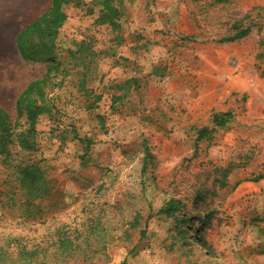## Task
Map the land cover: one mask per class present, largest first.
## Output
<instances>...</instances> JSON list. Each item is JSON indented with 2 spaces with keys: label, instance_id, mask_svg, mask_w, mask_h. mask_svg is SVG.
Returning a JSON list of instances; mask_svg holds the SVG:
<instances>
[{
  "label": "rangeland",
  "instance_id": "374dc122",
  "mask_svg": "<svg viewBox=\"0 0 264 264\" xmlns=\"http://www.w3.org/2000/svg\"><path fill=\"white\" fill-rule=\"evenodd\" d=\"M51 1L0 0V264H264V0H71L24 60Z\"/></svg>",
  "mask_w": 264,
  "mask_h": 264
},
{
  "label": "trees",
  "instance_id": "16d2710c",
  "mask_svg": "<svg viewBox=\"0 0 264 264\" xmlns=\"http://www.w3.org/2000/svg\"><path fill=\"white\" fill-rule=\"evenodd\" d=\"M71 0H52L51 7L43 13L38 19L24 26L16 35L15 42L20 55L24 60L29 61H48V54L54 47L53 39L57 34L58 28L66 21V14L63 11L64 6L70 3ZM111 12L113 9L108 6ZM246 34V30H241L237 35L242 36ZM38 37V41L41 43L35 44L33 42L34 37ZM226 38L224 40H228ZM44 46L46 51H41V46ZM46 83L44 79L35 80L31 82L28 87L21 93L17 100V106L20 111L24 110L27 114L28 122L30 126H33L37 121L38 117L44 112L45 107L43 106L44 98L42 92V86ZM40 102V103H39ZM232 119L230 112L215 114L213 117L214 122L220 126H225ZM8 115L0 107V156H10V143L8 141L10 131L7 129ZM6 133H5V132ZM205 133L200 134V138L204 137ZM92 142H87V147H90ZM23 146L29 145V141L24 136L21 140ZM33 166H27L23 169L25 173L32 172ZM178 202H171L170 206L176 208ZM188 220L184 221V226L188 225Z\"/></svg>",
  "mask_w": 264,
  "mask_h": 264
}]
</instances>
